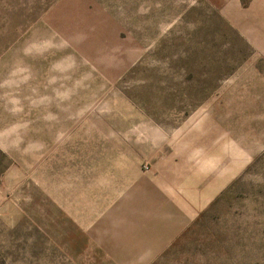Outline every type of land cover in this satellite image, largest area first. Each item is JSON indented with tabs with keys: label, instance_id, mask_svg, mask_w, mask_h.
Returning <instances> with one entry per match:
<instances>
[{
	"label": "rangeland",
	"instance_id": "374dc122",
	"mask_svg": "<svg viewBox=\"0 0 264 264\" xmlns=\"http://www.w3.org/2000/svg\"><path fill=\"white\" fill-rule=\"evenodd\" d=\"M0 264H264V0H0Z\"/></svg>",
	"mask_w": 264,
	"mask_h": 264
}]
</instances>
